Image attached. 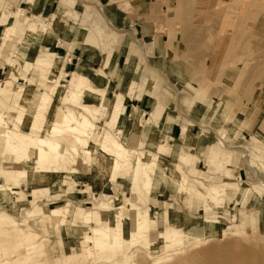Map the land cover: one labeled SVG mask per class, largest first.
Masks as SVG:
<instances>
[{
    "label": "rangeland",
    "instance_id": "374dc122",
    "mask_svg": "<svg viewBox=\"0 0 264 264\" xmlns=\"http://www.w3.org/2000/svg\"><path fill=\"white\" fill-rule=\"evenodd\" d=\"M47 1L6 0L0 12L5 25L0 26V53L4 51L5 28L17 34L12 50L0 59V87L5 89L0 91V111L10 120L0 129L10 130V135L21 133L18 140L33 132L27 127L29 118L25 122L18 118L17 122L8 114L7 105L20 86L29 94L40 88L44 96L51 97L33 137L43 133L47 115L52 119L53 105L77 107L83 103L71 99L64 102L72 75L58 74L52 89L41 84L46 81L38 78H51L50 67L56 62H41L39 70L26 75H22L24 63L18 65L20 71L12 67L19 54H32L35 60L37 53H48L40 46L45 43L40 38L60 23L62 35L57 34L55 44L65 41L74 56H78L74 46L90 47L92 64L99 63L96 68L108 64L101 69L111 77L109 86L106 87L104 72L99 81L103 89H98L103 93L95 92L104 105L94 121L98 126L94 135L107 129L119 138L125 136L126 147L158 161L151 190L137 191L136 185L127 180L128 159L123 160L117 177L108 180L111 169L100 150L93 154L92 167H78L79 173L71 172V165L66 172H36L35 150L29 152V162L19 159L18 166L28 171L27 177L18 183L7 182L17 192L5 206L0 204V215L13 219L16 225L21 223V228L30 226L44 239V254L34 260H61L64 264H264V0H55L53 5L52 0L49 4ZM98 8L107 21L101 26L103 41L98 38L94 27L97 22L91 15ZM36 39L39 45L33 50ZM66 56H59L60 64L67 62ZM71 58L73 69L67 68L68 74L84 61L73 71L77 58ZM40 70L45 73L40 74ZM121 92L141 117L138 126L123 130L118 129L120 126L110 128L107 122L113 103L124 102ZM5 96L9 99L5 100ZM30 98L21 103L29 111L33 95ZM126 102L125 99L124 105ZM89 104L96 107L98 99ZM13 123L24 131L16 130ZM171 125L173 131L166 132ZM148 126L157 134L161 151L143 142L141 133L144 128L148 132ZM60 141L62 145L69 143L65 138ZM93 146L98 149L94 142ZM4 148L0 137V185L1 179L7 180L15 161L10 150L8 161L2 162ZM180 176L188 180L192 190L180 185L184 183H177L178 187L170 184ZM18 193L24 199L22 196L17 202L24 205L14 212L12 205ZM32 199L41 200L30 204ZM67 203L72 209L107 206L114 210L119 233V206L128 205L131 214L138 211L155 217L157 223L147 236L151 244L126 242L114 259L107 260L78 240L85 229L69 230L67 235L58 229H42L38 222L41 212H33L36 206ZM129 225H125V234L129 233ZM2 227H7V232L0 235V264L8 259L13 264H27L24 244H14L15 227L0 224ZM3 247L6 251L1 253ZM74 254L81 256H69Z\"/></svg>",
    "mask_w": 264,
    "mask_h": 264
},
{
    "label": "bare ground",
    "instance_id": "6f19581e",
    "mask_svg": "<svg viewBox=\"0 0 264 264\" xmlns=\"http://www.w3.org/2000/svg\"><path fill=\"white\" fill-rule=\"evenodd\" d=\"M23 25H21L22 28L24 27ZM5 30V40L2 43L4 45V51L0 53V59L7 56L5 54L6 51L12 50V47L14 46L12 41L17 36V34L10 33L8 31V28H5ZM37 40L38 39L35 40L33 50L39 45ZM33 56L34 55L29 54L28 57H25L24 55L22 56L21 54H19L15 58L12 67L16 71H20L21 67L19 68V70L18 67L21 66L22 63H24L25 66L23 68L22 75L28 74L33 66ZM7 61H9V59ZM61 68L62 64H60L59 61L51 65V78H49L48 80L38 78L46 81L41 84L45 85V87L47 85H50L51 89L54 88V83L56 81L55 78H57L56 76L62 72ZM92 71L93 70L90 69L88 63L84 60L78 66L76 71L71 74L72 77L69 80L70 88L68 89V93L64 96V102L69 99H71L72 101L80 100L83 102L80 103L81 106L71 107L64 104L56 106L53 105L52 109L54 108V114L52 119L49 118L48 115L46 116L47 119L46 121H44V125L42 127L43 133L40 135H36L35 137H33V134L36 133L37 128L40 127L38 122L40 121V118L45 115L43 108H45V106L49 103L51 97H48V95L44 96L42 90L40 91V88L38 92L32 91V94H29L25 87L20 86L14 92L11 103L7 105L9 109L8 114L14 116L17 122L18 118L23 122H25L27 118H29V122L27 121V127L30 126V128L33 129V132L30 133L31 135H22L23 138L18 140V136L21 137V133H13L10 135V130L4 131L0 129V137L3 140L5 146V153H3L4 156L2 158V162L8 161V154L10 150L12 151V156L15 158V161L12 162L13 164L7 172V180L1 179V181L3 182L1 183L2 185H0L1 205L5 206L6 202L11 201V195L14 194L13 192H17L15 189L11 188L10 182L18 183L25 180V177H27L28 171L18 166V160L21 159V162H29L31 160V157L28 154L31 150H35V152H33V156L36 165V172H58L60 170L65 171L66 167L68 165H71L70 170L73 173H79L78 167L87 166L90 169L92 167L91 162L93 154L100 150L101 153L106 157L105 159H103L104 162H108L109 168L111 169V174L109 175L108 180H112L117 177V173L120 170L123 160L125 161V159H128L129 174L127 175V180L136 185L137 191L146 189H148V191L151 190L154 182L153 173L155 172V168L157 167V158H151V156L147 153L142 151L140 152L134 148L129 149L128 147H126L127 145H125L123 141L125 136L119 138L112 135L111 133H108L107 129H105L101 134L99 133L96 136L94 135L93 130L98 127L94 121L97 120L100 108L104 105V103H102L103 100L100 99L99 96V94L103 93L102 90H96L93 86V84L100 81V78L102 76L99 75L98 72L95 73ZM13 77H15V75ZM32 79L36 81L33 77ZM36 83L39 84L38 81H36ZM0 91L4 92L5 89L3 87H0ZM95 92H98L99 94L97 95ZM31 95H33L34 100L30 102L32 110L29 111L26 110V108L23 107L21 103L23 100H31ZM4 99H9V96H5ZM97 99V106H90V100ZM112 108L113 109L111 110V117L107 121L110 128H117L118 126H120V128L118 129L123 130V128H125L126 126H138V123L141 122V117H139L137 110H133L130 115L125 116L122 101L113 103ZM9 121L10 120L7 119L0 111V126H4V124L9 123ZM111 122L114 123L112 124ZM13 125L16 130L20 132L24 131V129H21L20 127H18V125H15V123H13ZM148 128V132L146 128L142 130L141 135L143 138V142L151 143L156 146L159 151H161V149H163V146L161 144H158L157 134L152 133V129L150 128V126H148ZM65 132H67L69 135H63V133ZM125 133L130 132L126 130ZM61 138H65L66 140H68V145H62L60 141ZM92 142H94L98 149H95L94 146L92 147ZM171 149L174 150L178 148L171 147ZM108 152H111L112 155L108 154ZM68 178L65 179V182L68 181ZM181 179L182 181L184 180V182H180ZM187 181L188 180L185 177L180 176L177 177L176 182H170V184L176 186L177 183H184V185H180L182 187L185 186L187 191L192 190L193 186L189 185ZM7 182H9L10 184ZM22 196L23 195H20V193H18L17 199H14L12 211L17 212V209L19 210L20 207L24 205V203L21 204L17 202ZM96 198L99 197L96 196ZM40 200L41 199H32L29 200V203L37 204V202ZM44 204H47V202ZM119 209L120 211H117V215L121 217L122 226L118 227L117 230L120 231V233L116 231L114 224L115 212L114 210H110L107 206H100L95 210H87L83 207H75L74 209H72L70 203H67L64 205H56L54 207L36 206V209L33 210V212H41V216L39 217L38 222L40 223L41 228L47 232L49 230L52 231L53 229H58L64 235H67V233L69 234V230L78 231L79 229H85L84 233L81 237H79L78 240H81L82 243L91 246L96 254L106 258L107 260H110L114 259L117 256L119 250L122 249L123 246L128 244H125L126 242H129V245L133 244L134 242H142L145 245H149L150 242L147 239L148 233L153 230V224L157 223V219L155 217H151L150 215L138 213V211L131 214V210L128 205L119 206ZM124 215H126L127 218H125ZM70 216L71 220L69 221L68 217ZM93 222L101 223V225L92 227L91 224ZM15 223L17 222H15L13 219L8 218L7 216L0 215V224H6L7 226L15 227L14 229L12 228L14 231H17V239L15 240L16 242L14 244H24L28 255L27 264H64V262L61 260H58L59 262L35 261L34 257L44 254V239L40 237L38 232L32 230L30 226H27V228H21V223H18V225H16ZM128 223L130 224V230L128 234H125V225ZM72 231L71 233L73 234ZM6 232L7 227L0 228V235H4ZM18 247H21V245H18ZM4 250L5 247L2 248L1 253ZM69 256L79 257L81 256V254H74ZM1 264L13 263L8 259L6 261H3Z\"/></svg>",
    "mask_w": 264,
    "mask_h": 264
},
{
    "label": "crops",
    "instance_id": "0c3cea01",
    "mask_svg": "<svg viewBox=\"0 0 264 264\" xmlns=\"http://www.w3.org/2000/svg\"><path fill=\"white\" fill-rule=\"evenodd\" d=\"M50 0H48L47 1V4H49L50 2V4H54V1L55 0H52V1H50ZM88 8H92L90 5H88ZM4 9L2 8V7H0V12L1 11H3ZM18 12V11H17ZM21 12V11H20ZM91 13V12H90ZM91 15H93V17H94V21L93 22H97V24H94V27H96L97 29H95V30H97V33L98 32H103V29H101V26H103V25H107V21H106V19H105V17L103 16V14L101 13V10H100V8H98V9H94L93 10V14L91 13ZM86 16L88 17V16H90V14H88V13H86ZM36 18L37 17H39V16H35ZM52 20H55V17H53L52 18ZM84 20H88V18L86 19H84ZM58 23V22H57ZM0 26L2 27L3 26V23L2 24H0ZM62 25L60 24V23H58V24H56L55 25V27H53V29L48 33V34H46V35H43L41 38H40V42H41V40H44L45 41V43H43L42 45H40L41 47H44L46 50H48V53L46 52V51H41V53L39 54V53H37L36 54V56H35V60H34V62L32 63V68H31V70L30 71H37V69L39 70V66L41 65L40 63L42 62L43 64H45V61L46 62H52L53 63V61H54V63L55 62H60L61 63V60H59V59H61V58H66L67 56L66 55H68V59H67V62H62V68H61V70H62V72H61V74L62 75H64V77L66 76V77H68V76H70L71 75V73L70 74H67V72H66V70H67V68H70V70H72L73 68H72V66H70V64L71 63H73V62H71V56L72 57H76L77 58V62L75 63V68H74V70L73 71H75V69H76V66H77V64H80L81 63V60H86V61H88L89 62V64H90V69L91 70H94V71H97V70H101V67H103V66H101L100 68H96V66L95 65H97V64H99L98 62H95L94 63V65L92 64V62H91V54L89 55V53L90 52H93L92 51V49L90 48V47H85V48H83L82 49V47L81 46H79V45H76V46H74V50H76V54L78 55V56H74V53H69V50L66 48L67 47V45L65 44V41L64 42H57L58 44H55V41H53L55 38H56V36H57V34H61L62 35ZM93 35H94V37H96V39H97V35L92 31L91 32ZM63 34H64V32H63ZM104 34V33H103ZM89 38L90 39H93V40H95L94 38H92L91 37V35L89 36ZM52 39V40H51ZM46 52V53H45ZM61 58H60V57ZM90 56V57H89ZM90 58V59H89ZM99 59H101V58H99ZM98 59V60H99ZM102 60V59H101ZM51 64V63H50ZM48 65V64H47ZM92 66H94L93 68H92ZM46 68V67H45ZM48 68V67H47ZM105 72V71H104ZM43 73H45V72H42L41 70H40V74H43ZM64 73V74H63ZM105 74H106V79H108V80H106V87H108L109 86V80L111 81V77H110V75L109 74H107L106 72H105ZM104 81V80H103ZM98 84H100V85H98ZM101 84H103V82L102 83H99V82H96L95 83V87L97 88V89H103V86L101 85ZM105 87V88H106ZM104 88V89H105ZM120 95H122L123 97H124V93L123 92H121V93H119ZM125 99H126V104L124 105V102H125ZM128 101H129V99L127 98V96L126 97H124V102H123V106H124V112H125V114H127V115H130L131 114V112H132V110H134L135 109V106L134 105H131L130 103H128ZM158 110L159 109H157V111L156 112H158ZM130 111V112H129ZM155 116H156V114H155ZM165 130H166V132H171V131H173V126L171 125L170 126V128L168 129L167 127L165 128Z\"/></svg>",
    "mask_w": 264,
    "mask_h": 264
},
{
    "label": "clouds",
    "instance_id": "9594fccd",
    "mask_svg": "<svg viewBox=\"0 0 264 264\" xmlns=\"http://www.w3.org/2000/svg\"><path fill=\"white\" fill-rule=\"evenodd\" d=\"M27 2H28V3H32L33 0H27ZM3 6H6V0H0V7H3ZM0 23H4V21L0 20ZM97 35H98V38H99L101 41H103V40L105 39L104 34H103L102 31H101V32H98ZM85 42H86V41H85ZM107 67H108V64L105 63V64L103 65V68H107ZM98 74L101 75V76H103V75H104L103 69H101V70L98 72Z\"/></svg>",
    "mask_w": 264,
    "mask_h": 264
}]
</instances>
